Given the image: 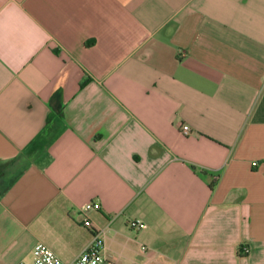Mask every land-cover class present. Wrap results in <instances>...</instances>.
I'll return each instance as SVG.
<instances>
[{"label":"crops","instance_id":"1","mask_svg":"<svg viewBox=\"0 0 264 264\" xmlns=\"http://www.w3.org/2000/svg\"><path fill=\"white\" fill-rule=\"evenodd\" d=\"M94 238L264 264V0H0V264Z\"/></svg>","mask_w":264,"mask_h":264},{"label":"built area","instance_id":"2","mask_svg":"<svg viewBox=\"0 0 264 264\" xmlns=\"http://www.w3.org/2000/svg\"><path fill=\"white\" fill-rule=\"evenodd\" d=\"M189 127L183 125L181 127V133L184 135L189 134ZM253 165H255L253 163ZM98 203L88 202L83 206L85 211L89 210H98ZM84 226L90 227V223L88 220H84ZM130 226L133 229L144 230L147 228V225L140 220H132L130 221ZM104 245L100 239L94 238V241L79 255L72 263L69 264H107L108 259L104 254ZM142 252H146V247L142 246ZM243 253H247L248 249L242 248ZM19 264H65L62 260L54 254V252L49 249L44 244L38 243L32 249V259L30 262H21ZM116 264V263H109Z\"/></svg>","mask_w":264,"mask_h":264},{"label":"trees","instance_id":"3","mask_svg":"<svg viewBox=\"0 0 264 264\" xmlns=\"http://www.w3.org/2000/svg\"><path fill=\"white\" fill-rule=\"evenodd\" d=\"M47 131H48L47 127H44L38 139H41V140L47 139L50 136Z\"/></svg>","mask_w":264,"mask_h":264},{"label":"rangeland","instance_id":"4","mask_svg":"<svg viewBox=\"0 0 264 264\" xmlns=\"http://www.w3.org/2000/svg\"><path fill=\"white\" fill-rule=\"evenodd\" d=\"M31 259H32V255L28 258V259H25L24 261H22V262H30L31 261Z\"/></svg>","mask_w":264,"mask_h":264}]
</instances>
